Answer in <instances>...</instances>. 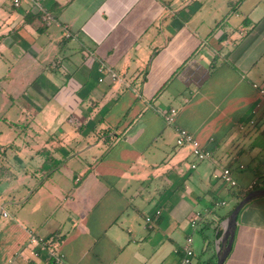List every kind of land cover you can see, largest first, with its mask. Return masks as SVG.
<instances>
[{
	"label": "crops",
	"instance_id": "0c3cea01",
	"mask_svg": "<svg viewBox=\"0 0 264 264\" xmlns=\"http://www.w3.org/2000/svg\"><path fill=\"white\" fill-rule=\"evenodd\" d=\"M253 83L264 0H0V196L15 205L0 264H55L51 243L61 264H178L189 237L215 264L221 222L252 182L264 190V109L238 130ZM176 128L215 157L191 169ZM223 264H264V197L239 212Z\"/></svg>",
	"mask_w": 264,
	"mask_h": 264
},
{
	"label": "built area",
	"instance_id": "2783aa9c",
	"mask_svg": "<svg viewBox=\"0 0 264 264\" xmlns=\"http://www.w3.org/2000/svg\"><path fill=\"white\" fill-rule=\"evenodd\" d=\"M22 1L23 0H10L13 8H18ZM47 21L51 22L52 18L48 17ZM98 71L100 73H102L103 68L99 67ZM107 74L110 77L112 82L117 81L118 78H117L115 73L107 72ZM99 82H102V79H99ZM252 88L257 92L258 100H257L253 110L251 111V118L246 123L238 125V130L240 132H246L250 129L255 128V126L257 125V118L256 117L259 114V112L264 109V88L261 87L259 84H256V83L252 84ZM175 113H176L175 109L169 110L168 114L165 116V121L167 124H172L174 122ZM175 132H176L175 145L177 147H186L189 151L190 156H192L195 160L194 163L191 164V169H195L197 163L203 162L206 160H212L215 157V154L213 151L204 149L200 145V143L192 136V134H190L186 130L176 128ZM239 168L243 169V166L240 165ZM220 178H221V182L226 187H229V188H236L237 187V183L233 179L230 169L223 168L221 171ZM255 186H256V182L254 181L249 186H247L246 192L253 191ZM226 205L227 204L225 201H217V202H214L213 207L216 209V208H220V207H223ZM158 214H159V212L156 213V215H158ZM204 214L205 213H200V212H196L194 214V217L190 220V226L192 229H196L198 227V224L201 221V218L204 216ZM2 215L4 217H6L5 213H3ZM146 222L150 223V220L146 219ZM28 234H29L28 235L29 243L39 244V245H41L43 247L45 246V248H47L46 246H48V244L46 243V241L35 237V235H33V232H29ZM191 243H192V239L190 237L187 238L186 242H185V246L182 249V255H181V258H180V261L178 264H191L192 258L194 256L193 250L191 248ZM58 247L59 246H57V243H55V244L51 243V246H48V248H50L48 251V254L50 257L54 258L55 264H61V261L64 258V255L61 252H59Z\"/></svg>",
	"mask_w": 264,
	"mask_h": 264
},
{
	"label": "water",
	"instance_id": "95a60500",
	"mask_svg": "<svg viewBox=\"0 0 264 264\" xmlns=\"http://www.w3.org/2000/svg\"><path fill=\"white\" fill-rule=\"evenodd\" d=\"M261 197H264V190L262 189L248 192L237 202L228 217L221 222L220 229L222 230V237L220 239V246H216L217 252L215 264H223L231 250L237 217L241 209L250 201Z\"/></svg>",
	"mask_w": 264,
	"mask_h": 264
},
{
	"label": "rangeland",
	"instance_id": "374dc122",
	"mask_svg": "<svg viewBox=\"0 0 264 264\" xmlns=\"http://www.w3.org/2000/svg\"><path fill=\"white\" fill-rule=\"evenodd\" d=\"M11 183H12L11 186L9 184L6 185V188L9 189V193H11L14 188H18L19 178L17 179V181H11ZM232 189L234 190L235 188H232ZM7 193H8V190H7ZM14 196L15 195L13 194V197ZM236 200H237L236 198L227 197V203L229 206H233ZM12 202L14 201L10 199V196H8V194L3 193L2 196H0V207L2 208L0 210V226L3 222L14 219V214H15L14 206L15 205L11 204ZM221 211H222V208H219V209L217 208V212H221ZM1 212H5L8 218L7 219L2 218ZM198 262H199V255L196 254V256L195 255L193 256L191 264H198Z\"/></svg>",
	"mask_w": 264,
	"mask_h": 264
},
{
	"label": "trees",
	"instance_id": "16d2710c",
	"mask_svg": "<svg viewBox=\"0 0 264 264\" xmlns=\"http://www.w3.org/2000/svg\"><path fill=\"white\" fill-rule=\"evenodd\" d=\"M246 194H247V193L242 194V195L240 196V198L244 197ZM240 198H239V199H240ZM213 264H214V263H213Z\"/></svg>",
	"mask_w": 264,
	"mask_h": 264
}]
</instances>
